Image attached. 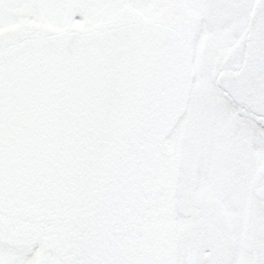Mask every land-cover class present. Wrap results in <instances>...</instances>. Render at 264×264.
Returning a JSON list of instances; mask_svg holds the SVG:
<instances>
[{"label": "snow or ice", "instance_id": "1", "mask_svg": "<svg viewBox=\"0 0 264 264\" xmlns=\"http://www.w3.org/2000/svg\"><path fill=\"white\" fill-rule=\"evenodd\" d=\"M0 264H264V0H0Z\"/></svg>", "mask_w": 264, "mask_h": 264}]
</instances>
